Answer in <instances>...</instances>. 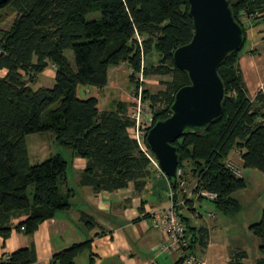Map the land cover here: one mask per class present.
Returning a JSON list of instances; mask_svg holds the SVG:
<instances>
[{
	"label": "trees",
	"instance_id": "1",
	"mask_svg": "<svg viewBox=\"0 0 264 264\" xmlns=\"http://www.w3.org/2000/svg\"><path fill=\"white\" fill-rule=\"evenodd\" d=\"M231 7L243 26L246 43L244 19L263 18L264 0H231ZM98 11L99 19H87ZM10 18L8 28L0 26V70L7 71L0 77V236L5 239L13 230L33 235L44 221L73 207L74 190L67 187L70 162L56 153L32 164L30 135L51 133L60 147L84 158L85 186L113 192L133 184L137 192L143 191L156 168L130 134L135 125L130 117L134 103L119 101L115 110L101 111L97 98L82 99L78 89L105 88L109 68L122 63L132 69L135 93L141 72L146 79L170 76L165 89L157 93L143 90L153 126L171 115L176 93L189 84L188 74L176 66L173 54L190 43L195 33L188 0H9L0 7V25ZM244 46L230 54L218 70L226 87L223 116L201 133H186L173 143L183 174L169 180L193 251L197 245L206 246L209 232L199 228L191 233L195 228L179 210V200L185 205L190 202L180 180L193 178L195 192L216 193L211 201L216 209L237 216L242 205L233 194L245 189L247 182L244 175L235 177L227 169L229 157L240 150L243 171H264V99L257 96L253 100L248 95L239 63ZM67 51H72L74 65ZM153 51L158 64L145 62ZM51 65L56 69L54 86L35 89L38 77ZM22 216L27 218L13 225ZM250 230L261 241L262 256L255 264H264V210ZM90 245V241L74 244L54 255L52 264H75ZM247 258L246 251H236L231 264H244ZM35 260V249L27 247L1 257L0 264H32Z\"/></svg>",
	"mask_w": 264,
	"mask_h": 264
},
{
	"label": "crops",
	"instance_id": "2",
	"mask_svg": "<svg viewBox=\"0 0 264 264\" xmlns=\"http://www.w3.org/2000/svg\"><path fill=\"white\" fill-rule=\"evenodd\" d=\"M263 21L264 17L256 21L244 19V23L248 24L250 28L247 29V40L251 29L260 27V30L252 32V44L248 50L242 53L239 62L248 95L253 100L257 99V96H259V100L264 99V28L261 26ZM6 72V70H0L2 74L0 77H4ZM48 72H52L51 77L47 76ZM42 76L45 79L41 77L39 82L40 77H38L35 84L39 83L35 89L53 87L56 76L55 67L51 65ZM46 82L47 85H45ZM114 82L112 86L115 88L118 85L117 81ZM109 86L111 88L110 77L108 85L101 90L109 88ZM81 88L84 87L80 86L78 89L80 98H97L101 111H113L101 109L98 88L87 86L84 89L87 94L86 98L81 96ZM95 91L96 94H93ZM259 100L256 102L258 106H261L262 102ZM121 101L130 103L131 95ZM52 138L55 142L53 135L49 139ZM38 143L41 142H36V144ZM37 153L35 152V154ZM29 155L31 157L30 150ZM69 156H72V172L71 174L67 173V187L74 190L73 207L70 210L59 212L55 218L44 221L33 235L13 230L9 238L5 239L0 236V258L20 248L33 247L36 252V260L32 264H52L54 255L74 244L90 241V247L79 255L75 264H181L176 255H169L158 250L168 240L162 231L151 225L153 213L165 210L171 205L169 194L172 186L167 176L155 169L142 192H137L133 184L113 192L96 191L93 186L82 184L87 161L82 157L75 156L72 151ZM65 159L67 160V158ZM228 160L232 162L236 160L240 164L237 165L242 166L240 150L234 151ZM63 190H66V186L63 187ZM192 190L184 191L190 202L185 205L179 200L181 204L179 210L187 217V223L195 228V230H190L191 233H197L199 228H205L209 232L205 239L206 246L197 245L196 252L208 264H231L233 253L242 250L248 253V258L243 261L244 264H247L251 257L250 252L234 242L231 243L227 236H221L222 227H227L224 222L217 226L206 221L205 215L199 207V202L205 199H199L196 195L190 196ZM83 215H86V221L90 220V224L83 219ZM208 216L215 217V214L211 212ZM26 218L27 216L15 218L13 225ZM189 236L191 237V235ZM260 243L261 241H256L258 254L255 256V262L262 256L259 250Z\"/></svg>",
	"mask_w": 264,
	"mask_h": 264
},
{
	"label": "water",
	"instance_id": "3",
	"mask_svg": "<svg viewBox=\"0 0 264 264\" xmlns=\"http://www.w3.org/2000/svg\"><path fill=\"white\" fill-rule=\"evenodd\" d=\"M9 0H0V7ZM194 23L192 41L174 51L176 66L185 71L189 84L175 95L171 115L148 131L146 143L162 172L175 179L178 147L173 143L186 133H201L224 114L226 87L219 67L245 44L243 26L235 19L231 0H188Z\"/></svg>",
	"mask_w": 264,
	"mask_h": 264
},
{
	"label": "rangeland",
	"instance_id": "4",
	"mask_svg": "<svg viewBox=\"0 0 264 264\" xmlns=\"http://www.w3.org/2000/svg\"><path fill=\"white\" fill-rule=\"evenodd\" d=\"M100 16L101 13L99 11L93 12L87 16V19H99ZM12 20L13 18H10L6 23L0 26L6 29L11 25ZM245 26L248 30L250 29L248 24L245 23ZM261 26L262 28H264V21L261 23ZM254 30H260V27L251 29V33L247 42L245 43L243 52L250 48V45L252 44V32H254ZM67 56L70 59L71 63L74 65L75 62L72 51H67ZM145 62H153L155 64H158L157 53L155 51L151 52L148 56H146ZM131 74L132 69L127 63H122L119 66L111 67L109 69L111 88L109 86V88H106L104 90L99 89L98 94L101 100L100 107L102 110H114L116 108V102L125 100V98H127L129 95H131V102H134L136 84L135 82L131 81ZM0 75L2 74L0 73ZM42 75L43 74L39 76V82L41 80V77L44 78V76ZM51 75L52 72L47 73L48 77H51ZM137 76L140 78V75ZM170 79V76H153L147 79L143 77V82H141L140 86H142L143 89H148L151 93H157L160 90L165 89L164 82ZM42 81L45 82V80L43 79ZM114 81H117L118 85L115 88L112 86V84L115 83ZM38 83L34 85V88L38 86ZM45 85H47V82ZM81 87L84 88H81L80 94L83 98H86L87 94H85L84 89L87 86ZM93 94H96V91ZM146 111L147 114L150 113V109H147ZM51 136V133H39L30 135L27 138L29 150L31 153V163L36 164L42 162L52 154L60 152L65 158H67V160H69L70 164L68 172L71 174L72 156H69L71 151L57 145V143L53 141V138L49 139ZM39 141L41 143H38L39 145L36 144V142ZM41 148L43 149L41 150ZM40 151L41 153L39 154ZM35 152L38 153L35 154ZM233 161L234 163L239 164L236 160ZM244 178L247 182V187L233 194V197L238 199L242 205V211L237 216H226L222 214L216 209L215 205L207 199L199 202V207L201 209L200 211L205 215V219L208 223L210 222L218 226L221 222H224L227 225V227H222L221 236H227L228 240L231 243L234 242L235 244L246 248L250 252L251 256L247 264H255V256L256 254H258L256 241H260V239L253 234L249 226L261 220L262 212L264 210V172L259 170H244ZM187 182V190L191 191L194 188L195 181L193 178H190V180ZM32 192L33 190L31 189L30 193L32 194ZM211 212L215 214V217L208 216V214Z\"/></svg>",
	"mask_w": 264,
	"mask_h": 264
},
{
	"label": "built area",
	"instance_id": "5",
	"mask_svg": "<svg viewBox=\"0 0 264 264\" xmlns=\"http://www.w3.org/2000/svg\"><path fill=\"white\" fill-rule=\"evenodd\" d=\"M141 44V39H139ZM144 66V61L143 65ZM139 82H143V73L141 72ZM143 87L140 86L138 91L134 95V105L130 111V117L134 119L135 125L130 128V134L133 139H135L139 145L140 150L150 159L154 167L165 175L159 165L157 158L154 156L153 152L150 150L146 143V136L149 129L152 127L153 115L147 114V109H150L149 104L143 101ZM227 169L238 178L243 177L244 171L242 167L237 165L232 161H227ZM183 172L181 169H177L176 176H182ZM166 176V175H165ZM180 188L184 191L187 190L186 180H180ZM171 205L165 210L155 211L152 215L151 225L153 228L162 231L167 237V243L161 245L158 250L169 254L176 255L181 264H208L203 257H201L196 251L191 250V237L187 233V226L185 222L179 215L177 211L176 204L174 202V192L170 191ZM196 195L197 198L203 197L207 200H215L217 194L206 189H201L197 192L194 191L190 193V196ZM60 264V263H54Z\"/></svg>",
	"mask_w": 264,
	"mask_h": 264
}]
</instances>
